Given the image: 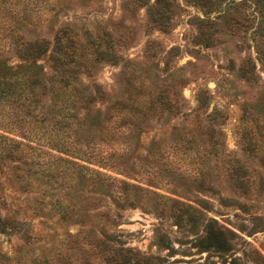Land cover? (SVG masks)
<instances>
[{"label": "rangeland", "instance_id": "obj_1", "mask_svg": "<svg viewBox=\"0 0 264 264\" xmlns=\"http://www.w3.org/2000/svg\"><path fill=\"white\" fill-rule=\"evenodd\" d=\"M64 27L77 33L84 48L91 45L86 32L107 38L110 33L114 46L116 60L89 62L72 78L77 88L97 85L105 95L91 104L90 129L76 137L83 160H72L109 178L100 183L96 175L79 187L75 183V193L62 190L70 194H64L66 199L81 200L68 220L60 219L56 209L30 208L22 214L35 195L21 192L11 179L0 181L12 198L9 216L25 221L20 231L29 233L23 239L20 233L0 232V264H103L91 244L103 228L112 229L123 246L165 264H228L233 257L260 264L264 0H0V67L7 68L0 70L31 63L18 58L14 37L44 39L49 48L33 61L49 88L52 45ZM200 89L207 93L209 116L205 121V113H198L201 123L167 110L152 114L147 104L139 116L124 115L130 104L126 98L139 92L149 93L154 102L167 97L190 113ZM114 100L121 104L112 106ZM203 125L214 129L211 139L221 154L214 155L211 147L206 156ZM56 164L61 174L71 175V164ZM60 179L64 186L69 183L63 175ZM120 180L127 183L121 197L113 194L121 190ZM107 217L115 224L105 223ZM209 219L227 229V252L202 242Z\"/></svg>", "mask_w": 264, "mask_h": 264}, {"label": "trees", "instance_id": "obj_2", "mask_svg": "<svg viewBox=\"0 0 264 264\" xmlns=\"http://www.w3.org/2000/svg\"><path fill=\"white\" fill-rule=\"evenodd\" d=\"M85 34L88 37V46L91 44L85 48L77 33L70 27L60 29L55 35L51 55L54 74L49 88H45V84L41 82L39 67L33 61L49 48V43L44 39L24 40L19 36L14 37L12 42L18 58L31 61V63L22 65L13 71L0 70V181L11 179L19 186L21 192L35 195L32 197L31 207L21 208L19 206L22 214L30 208L42 213L45 209L47 212L56 209L60 219L68 220L77 213L76 210L81 200L70 201L64 197V194L69 196L70 191L77 192L74 187L75 183L79 187L84 181L93 179L96 175L100 183L105 180V177L109 178L106 175L99 178L101 172L98 169L72 160V158L83 160L80 157L83 154L79 153L82 147H77L79 142L76 137L90 129L91 104L105 98L103 90L97 85L89 90L79 89L72 82V78L77 79L80 67L88 69L89 62L101 59L112 62L116 60L114 46L109 37L110 33H105L108 38L98 37L93 33L86 32ZM3 65L0 69H7ZM38 87L42 91H39ZM148 94L142 95L139 92L135 97L132 95V99L127 97L126 100L130 101V104L126 105L124 115L128 118L139 116L145 111L142 106L147 104L153 111L152 114H161L167 110L181 116H191L197 124L201 123V120L197 119L198 113L204 112L208 102L206 91L198 90L196 107L187 113L180 110L179 106L173 105L167 97H162L164 100L160 103L161 97L154 102V98ZM120 104V100H114L112 106L117 107ZM106 107L107 110L111 108L109 105ZM104 116L106 117L107 114L105 113ZM208 117L205 113V121ZM12 128H17L16 134L10 133L9 130ZM201 130L205 132L207 139L205 143H202L206 156L210 154L208 149L211 147H214V155L221 154L222 151L216 147L217 141L211 139L215 132L212 126L203 125ZM89 139L92 140L91 137ZM50 150L57 152L58 155ZM86 158L89 160V157ZM61 161L71 164V167L67 169L71 175L66 173V176L58 171L56 162ZM61 175L69 180L65 186V179H60ZM119 182L122 185L121 190L113 194H120L119 197H121L127 193V183L121 180ZM107 185L112 195L113 184L108 183ZM64 188L69 190V193L68 191L62 193ZM10 200L12 198H8L0 187V232L20 233V237L24 239L29 235L27 232L20 231L25 221L9 216L10 205L13 206ZM118 202L120 201L117 200ZM128 204H132V201H128ZM20 208L19 210L13 209V211L17 213ZM106 222L111 225L115 224L108 217L105 218ZM226 232L227 229L218 225L215 219H209L204 224L202 242L216 251L227 252L230 249V239ZM99 233L100 237H96L91 244L98 249L99 258L103 264H165L160 257L144 255L132 247L123 246L112 229L103 228ZM257 254L261 261L260 264H264V257L259 252ZM228 264L242 263L233 257Z\"/></svg>", "mask_w": 264, "mask_h": 264}]
</instances>
